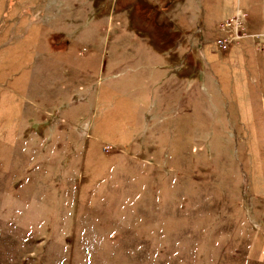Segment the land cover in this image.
I'll list each match as a JSON object with an SVG mask.
<instances>
[{"label": "rangeland", "instance_id": "rangeland-1", "mask_svg": "<svg viewBox=\"0 0 264 264\" xmlns=\"http://www.w3.org/2000/svg\"><path fill=\"white\" fill-rule=\"evenodd\" d=\"M260 7L0 0V264H264Z\"/></svg>", "mask_w": 264, "mask_h": 264}, {"label": "built area", "instance_id": "built-area-1", "mask_svg": "<svg viewBox=\"0 0 264 264\" xmlns=\"http://www.w3.org/2000/svg\"><path fill=\"white\" fill-rule=\"evenodd\" d=\"M242 15L243 14L241 13V11H238L237 15L233 19L223 23L220 30L226 33V37H225L226 40L229 39V36H227V35L230 32H232V31L236 32L239 29V27L242 26V24H243V19H241Z\"/></svg>", "mask_w": 264, "mask_h": 264}, {"label": "crops", "instance_id": "crops-1", "mask_svg": "<svg viewBox=\"0 0 264 264\" xmlns=\"http://www.w3.org/2000/svg\"><path fill=\"white\" fill-rule=\"evenodd\" d=\"M260 5H261V7H260V14L264 16V0H260ZM238 6H240V5L238 4L237 6H234V7L228 12L229 14H227L226 16H232V15H235L236 12H237L236 9H237ZM240 7H241V6H240ZM242 8H243V9H248L249 6H248V5H246L245 7L242 6ZM226 16H225V17H226Z\"/></svg>", "mask_w": 264, "mask_h": 264}]
</instances>
